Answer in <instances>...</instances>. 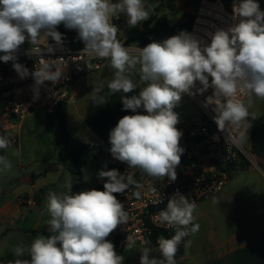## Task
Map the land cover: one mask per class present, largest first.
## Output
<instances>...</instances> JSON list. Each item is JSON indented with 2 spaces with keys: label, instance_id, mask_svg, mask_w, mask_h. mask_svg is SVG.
<instances>
[{
  "label": "clouds",
  "instance_id": "obj_1",
  "mask_svg": "<svg viewBox=\"0 0 264 264\" xmlns=\"http://www.w3.org/2000/svg\"><path fill=\"white\" fill-rule=\"evenodd\" d=\"M121 13L126 15L129 27L150 17L144 0H0V52L4 53L0 60L15 61L17 50L26 40L34 46L42 36L51 37L61 46L62 34L56 30L61 24L76 30L84 44L82 52L107 59L115 70L107 84L108 94L124 93L123 110L134 113L120 118L110 130L112 157L147 176L175 181L184 149L180 146L182 132L176 127L179 116L173 109L182 94H195L191 90L196 82L201 85L196 90L200 94L213 89L204 106H212L220 131L240 129L250 116L255 118L249 112L253 97L264 100V11L256 0H236L232 20L238 22L209 33L210 43L181 31L138 48L135 54L117 39L119 29L112 20ZM38 50L31 48L30 53ZM45 50L54 51L48 44ZM51 61L41 62L32 73L24 65L13 63L21 79L33 77L34 99L45 81L55 84L64 73L57 64L63 58ZM137 65L145 86L137 95H128L137 89L132 79ZM102 91V84L93 87L90 95L95 104L108 102L105 95H100ZM141 108L146 114L137 111ZM11 143L9 137L0 135V150L8 149ZM11 168L7 156L0 155V173ZM98 177L106 178L103 191L70 194L72 185L67 192L50 191L46 196L50 234L37 235L29 245H16V258L9 264H123L124 257L106 239L129 222L128 211L114 194L139 184L133 175L117 169L100 170ZM135 195L139 197L140 193ZM197 207L195 200L175 193L158 213L160 222L174 228L175 234L158 238L160 259L150 256L149 247H142L139 264H177L175 257L182 240L199 231L200 225L194 223ZM135 244L133 237L127 236L126 248ZM25 256L30 259L21 258Z\"/></svg>",
  "mask_w": 264,
  "mask_h": 264
},
{
  "label": "built area",
  "instance_id": "obj_2",
  "mask_svg": "<svg viewBox=\"0 0 264 264\" xmlns=\"http://www.w3.org/2000/svg\"><path fill=\"white\" fill-rule=\"evenodd\" d=\"M157 1L160 2V0ZM233 4L225 5L222 0H200L193 13L189 33L205 43H210L209 33H214L218 28L226 29L238 22L232 20ZM121 15L112 22H117ZM114 24L117 26L116 23ZM117 39L125 47H129L133 54L138 48H143L138 44L122 41L119 31ZM48 45L53 47V52L49 53L45 50L47 45L26 47L21 45L15 54V61L0 60V135L11 139L10 147L17 145L19 125L30 114L43 111L45 116L54 118L63 104L74 107L78 98V93L74 88L78 80L75 78H82L107 69L106 65L109 61L93 58L83 53L84 46L72 48L67 43L58 46L54 40ZM31 48L39 50L30 53ZM2 55L4 53L0 52V56ZM58 58L64 60L63 62L57 61L61 70L64 71L61 79L55 84L45 81L44 85L39 88V97L34 99L35 81L33 77L29 75L21 79L13 68V63L24 65L29 73H32L36 67H40L41 62L51 63V60ZM141 84L144 85L142 82ZM200 87L199 82H196L191 90L195 93L194 95L182 94L184 101L195 109V114L179 116V123L176 125L182 132L180 146L184 152L176 168L175 181H170L168 177L147 176L139 169H129L126 163L115 158L107 160L106 170L117 169L121 174H131L139 184V187L133 185L124 193L114 194L124 204L129 214L128 224L119 226L106 238L114 244L117 251L127 249V236L133 237L136 241L132 248L158 246L157 240L160 236L167 238L175 230L162 224L158 218V213L166 208L169 199L175 193L179 192L188 197L190 201L195 200L200 207L224 189L243 161H249L251 151L248 134L249 122L247 121L240 129L229 128L226 131H220L213 119L215 113L212 106H204L206 97L212 94L213 89L209 88L200 94L196 91ZM239 98L243 99V96ZM139 112L146 114L142 108ZM243 136L249 140L248 147L241 143L240 139ZM100 144L103 146L102 142ZM105 182L106 178L101 183V191H103ZM136 192L140 193L139 197L135 195ZM28 203L34 204L33 199Z\"/></svg>",
  "mask_w": 264,
  "mask_h": 264
},
{
  "label": "rangeland",
  "instance_id": "obj_3",
  "mask_svg": "<svg viewBox=\"0 0 264 264\" xmlns=\"http://www.w3.org/2000/svg\"><path fill=\"white\" fill-rule=\"evenodd\" d=\"M200 0H176L175 6H178L189 12L194 13ZM146 10L149 14L155 8L152 0H144ZM261 11H264V0L259 3ZM168 12V11H167ZM180 10H177V14ZM170 15V14H168ZM175 15V14H174ZM174 15L169 16V22L172 23ZM142 22L135 27H129L127 21L120 25V31L126 32V39L138 34L142 29ZM139 65L133 70L132 79L136 82L140 90L145 85H142L139 79ZM114 71L109 75H105L103 71L89 74L82 77L75 83L74 88L81 87L82 92L76 101L74 107H69L68 110V129L71 136L89 146H94L97 149L101 146L98 141L84 124L83 115L90 98V93L93 87L102 84L105 86L113 79ZM76 109L78 113H76ZM178 116L185 117L189 114H195V109L183 98L174 108ZM250 113L255 114V118L264 115V100L253 97V104L249 108ZM38 116L44 114L43 111L36 113ZM248 119H253L251 116ZM41 125V124H39ZM45 131L40 133V129L26 132L23 139V150L18 155L14 154L15 147H9L8 150H0L2 155L8 156L12 163V168L6 173H0V182L10 184V181H16L20 173L27 171L26 160H32L34 167L42 164L41 156L53 157L54 161L44 163L48 175L44 182L45 187H42L43 194L41 196V205L36 207L37 211H42L44 217L50 216L46 208V196L50 191L67 192L68 186L72 185L70 194H78L81 191L92 189L100 190V185L104 178L98 177L100 170H106L107 153L102 151L97 158L91 159L85 165L81 173V181L78 189L73 186L72 177L69 172L58 162L59 156H64L65 150L55 149L52 147V140L58 136V126L55 119L44 123ZM43 130V129H42ZM241 143L249 146V140L243 136ZM20 155V156H19ZM55 155V156H54ZM250 158L248 165L245 167L239 166L231 178L230 188L225 191V196L221 201L212 199L198 207L194 213L196 220L194 223L200 225L199 231L195 234H190L185 237L178 250L181 254L175 257L177 264H228L231 253L239 248L257 247L264 244L260 232L264 228L259 227L258 230L250 231V220L258 215H264V160H260L249 152ZM24 167L20 168V163L24 162ZM10 175V177H6ZM6 177V178H4ZM12 180H11V179ZM51 182V184H49ZM11 185V184H10ZM27 198L21 199V205H27ZM33 205V204H32ZM31 205V206H32ZM48 225V224H47ZM49 229V225H48ZM35 234V233H34ZM40 234H35V236ZM4 238V237H3ZM0 247V264H9V261H14V248L22 242L26 245V237H16L12 239H3ZM5 248V249H4ZM150 256L157 259L162 258L158 250V246L150 248ZM141 248H131L117 251L118 254L124 257L123 264H139ZM22 259H30V257H21Z\"/></svg>",
  "mask_w": 264,
  "mask_h": 264
},
{
  "label": "trees",
  "instance_id": "obj_4",
  "mask_svg": "<svg viewBox=\"0 0 264 264\" xmlns=\"http://www.w3.org/2000/svg\"><path fill=\"white\" fill-rule=\"evenodd\" d=\"M175 1L176 0H160L158 7L153 10L149 19L143 21L142 31L138 33V35L128 39L126 43H135L141 47H145L153 41L161 42L181 31H187L189 33L192 26L193 13L183 12L175 24L169 25L168 23L167 15L174 14L176 11ZM222 1L225 5L236 2V0ZM256 2L260 3L261 0H256ZM160 10H166L168 12L160 13ZM113 22L117 23L115 21ZM56 30L62 34V43H67L72 48H81L84 46L76 30L68 29L63 24L59 25ZM51 41H53V39H51ZM112 71L113 69H104L103 73L109 75ZM79 79H81V77L75 78V80ZM139 91L140 87L137 84V89L128 95H137ZM100 95H105L108 102L103 105H98L90 98L84 115V123L87 129L103 143V146H100L98 149L70 136L67 127V105L63 104L60 106L56 116L51 118L56 120L58 126V137L54 142V148L56 150H65L64 156H59L58 161L71 175L73 186L76 190L81 181V173L89 160L97 158L102 151H106L107 160L113 158L110 153L111 145L109 143V132L116 126L120 118L125 115L134 114L131 110H123L121 96H123L124 93L117 92L109 95L106 84L103 86V91ZM139 110L140 109L137 111L139 112ZM248 122L251 153L256 158L264 160V115L254 119H248ZM247 165L248 162L246 160L241 163V167ZM32 199L36 205H39L41 202V196L39 194H35ZM36 232L45 236L50 234L48 228H42L39 231H27V233L30 234ZM174 234L175 230H173L167 238H171ZM261 238L264 240V233L261 234ZM180 254L181 252L178 250L176 257H179ZM229 260L228 264H264V244L257 247L236 249L231 253Z\"/></svg>",
  "mask_w": 264,
  "mask_h": 264
},
{
  "label": "crops",
  "instance_id": "obj_5",
  "mask_svg": "<svg viewBox=\"0 0 264 264\" xmlns=\"http://www.w3.org/2000/svg\"><path fill=\"white\" fill-rule=\"evenodd\" d=\"M116 2H118V0H113V3H116ZM152 4H154L155 7L156 6L158 7L159 2L157 0H152ZM175 7H176V11L174 12L175 15L170 14V15L175 16L172 23L169 22V16L170 15H167L169 25L175 24L178 21V19L181 17V14L183 12H186L185 10L181 9L178 6V4ZM178 9L180 10L179 14H177ZM160 13H167V11L166 10H160ZM121 14H122L121 17L117 21L116 24H117L118 29H119L120 39L122 41H127L131 37H134L138 34H135V35L131 36L130 38L126 39L127 33L126 32L122 33L120 31V25L124 21H127V17L125 14H123V13H121ZM116 18L117 17H113V19H116ZM141 31H142V29H141ZM51 39H52L51 37L46 38V37L42 36L37 45L46 46L47 44H49L51 42ZM22 45L26 47V46H30V43L26 40L24 42V44H22ZM77 90H78L79 96H80L81 92H82V88L78 87ZM90 98H91V96H90ZM90 98H89V100H90ZM89 100H88V102H89ZM87 105H88V103H87ZM86 108H87V106H86ZM68 110H69V107L67 108V127H68ZM85 111H86V109H85ZM37 112L30 114L19 125V128L17 130L18 143H17V145L14 146L15 150H17L18 153H21L23 150V139H24V135H26V132H28V130L29 131H31V130L35 131V129L39 128L40 129L39 132L44 133V131H45L44 123H47V122H49V120H51V118L45 116V114H43L42 116H40V115L38 116L36 114ZM76 113H78L77 109H76ZM84 115H85V113H84ZM84 115H83V121H84ZM39 124H41V125H39ZM68 132H69V129H68ZM69 134H70V132H69ZM70 136H71V134H70ZM93 136L98 140V138L94 134H93ZM57 137L52 140V147L53 148H54V142L57 139ZM83 143H85V142H83ZM6 150H8V149H6ZM54 150H55V148H54ZM0 155H2V154L0 153ZM7 158H8V156H7ZM40 161L42 164L34 167L33 161L27 159L26 160L27 171H25L24 173L23 172L20 173L19 176H17L16 181H14V182L10 181L11 185L9 183L7 185L6 179H9V178H6V177H10V175H8V176L4 177V178H6L4 180L5 183L0 182V247L2 246L1 241H3L2 240L3 237H4L3 239L9 238V239H12L13 241L18 236L26 237L27 238L26 239V245H29L31 243V241L36 237L35 234H40V233L36 232L35 234H30V233H27V231H39L42 228H48L47 221L49 220V218L44 217V214L42 211L36 210V207L40 206L41 202L39 205L33 204L32 206L28 203L35 194L40 195V194L44 193L42 190V187L46 186V183L44 182V180L46 179V177L48 175V172H47V169H46L44 163H47V162L49 163L51 161H54V159H53V157L41 156ZM24 163H25V161L20 163L19 167L23 168ZM230 183H231V179L225 185L224 189L219 194L214 196L212 199H215L217 201H221L222 198L225 196V194H224L225 191L230 188ZM49 184H51V182ZM23 198H27L25 201L27 202L28 206H26V205L22 206L21 205L20 200L21 199L23 200ZM212 199H210V200H212ZM261 214H264V213H261ZM259 227L264 228V215H258L255 218H253L252 220H250V231L258 230ZM260 233H264V231H262ZM21 245H25V244L22 242Z\"/></svg>",
  "mask_w": 264,
  "mask_h": 264
},
{
  "label": "water",
  "instance_id": "obj_6",
  "mask_svg": "<svg viewBox=\"0 0 264 264\" xmlns=\"http://www.w3.org/2000/svg\"><path fill=\"white\" fill-rule=\"evenodd\" d=\"M106 68L109 70L110 68L109 62L107 63Z\"/></svg>",
  "mask_w": 264,
  "mask_h": 264
}]
</instances>
